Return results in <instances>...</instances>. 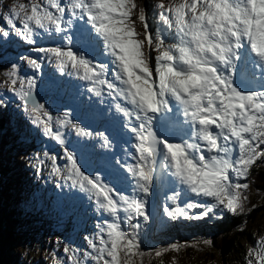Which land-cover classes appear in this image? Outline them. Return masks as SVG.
<instances>
[{
  "label": "snow or ice",
  "instance_id": "1",
  "mask_svg": "<svg viewBox=\"0 0 264 264\" xmlns=\"http://www.w3.org/2000/svg\"><path fill=\"white\" fill-rule=\"evenodd\" d=\"M153 7L155 31L147 6L137 0H28L0 17L26 44L35 45L42 33L62 39V45L33 51L60 77L83 82L97 98L109 97L130 133L133 163H117L131 195L86 173L72 151L63 152L64 169L50 158L51 174L86 197L97 218L94 238H84L83 258L64 247L68 264H143L145 255L195 247L172 243L154 253L141 250L140 218L150 219L153 187L173 191L167 197L172 207L163 209L168 221H198L217 209L236 216L245 211L252 168L264 162V0H159ZM73 29L75 40L67 34ZM0 34L7 38L10 32L0 28ZM21 59L42 72L37 59ZM3 75L7 92L44 137L66 149L60 129L69 124L78 137H92L67 112L54 128L34 94L35 78L21 76L17 64ZM97 136L107 149L109 137ZM181 196L188 201L183 207ZM190 209L202 211L189 215ZM203 244L211 247L212 241ZM245 264H264V235L247 250Z\"/></svg>",
  "mask_w": 264,
  "mask_h": 264
},
{
  "label": "rangeland",
  "instance_id": "2",
  "mask_svg": "<svg viewBox=\"0 0 264 264\" xmlns=\"http://www.w3.org/2000/svg\"><path fill=\"white\" fill-rule=\"evenodd\" d=\"M16 2L28 3V0H0V17H2L11 7V5ZM157 2H159V0H137V3H143L147 6L148 23L153 31H155L156 27V15L153 6ZM17 26H19L18 21ZM0 28L8 30L10 32V35L7 38L3 37V35L0 34V160L2 161V166H0V174H4L3 177L0 175V216L3 218V222H5L6 224H11V226L15 225V227L18 226L19 229L29 230L30 234H32V236L21 235L19 239L24 245V248L22 250L13 248L12 251L15 253L18 252L21 256H23V253H25V264H38L39 260L46 262V264H50L47 259V255L45 257L42 252H40L36 257L33 255V253H31L33 249L41 250L45 248L48 243L47 240H45L46 244L43 247L39 243L41 240H44L46 238V235L41 230V223L39 224L38 222H36V220H39L38 215H42V209L39 203L40 198L36 199L33 196L34 182L41 186L47 183L46 186L49 188V190L51 186L55 188V190H57L59 193L65 191L75 196V199L79 206L76 209H79L81 211V218L79 215V210H77V212L68 209V214H73L75 218H70V220L68 221L66 226L67 233L68 235L74 234L76 232L73 230L76 229L77 231H79L80 227H83L86 232L83 233L81 238L77 236L78 239L76 237L71 239L65 238L64 243L70 248V243L74 244V246L78 248L77 254H79V256L83 258V252L88 250L87 241L84 238L86 236L89 238H94V225L97 222V218L94 214L93 208L91 207L86 197L80 194L78 190L73 189L70 182L67 184V186H63L65 182L62 179H58L55 175L51 174L52 161L50 158L52 156L57 157L56 165L59 168L64 169L66 166V160L63 158V152L65 150L72 151L76 156L80 166L86 173L93 176L97 174L101 175L104 180H110L119 190L123 191L126 194L128 187H121V185H119V183L117 182V179L111 177L107 171L90 167L88 152H85L83 148H80L78 146L79 143H90L94 139H96L101 144V141L99 140L97 134L103 132L109 137L111 144L107 149L103 148L102 145L101 147L105 152L112 153V151H117V146L114 142L116 137L113 138V133L103 125H96V127L94 126L93 128L85 123V121L82 119L83 111L79 107L77 108L75 106L73 99L77 98L83 100L84 97L87 101H89L88 95H86L85 93L86 89L84 90L81 86H78L79 83L75 82L77 80L72 77H60L54 64L50 63L46 58L42 59L39 54L33 51L35 47H51L55 44H57L58 46L62 45V39H57L55 38V36L50 37L47 34L42 33L36 38L35 45H29L20 40L15 34H11V30L8 29V26L3 19H0ZM137 29L141 30V26L139 24H137ZM67 34L72 36L75 40V29ZM39 42H41V44H39ZM13 53H15V56L12 55ZM21 57L37 59L38 62H40L42 65V71H49L52 82L46 79L45 81H42L43 85L45 86L42 87V82L40 80L41 72H33L32 69L28 66L26 60H22ZM89 58H92L91 54H89ZM95 59L100 60L101 57L97 55ZM12 63L18 65V71L21 76H31L35 78L36 86L34 92L36 90H41L46 95L51 94L49 103L47 104V102L44 101L41 104L45 106V108L53 117L54 128L56 127L55 121L57 119H63L64 113L67 112L69 114V119L73 123H78L82 127L86 128L89 132L92 133V137H78L70 124L60 129L66 142V149L60 148L53 140L44 137L41 134L40 130L34 127L29 122L27 116L23 113L20 106V101L6 90L5 78L3 73L11 67ZM66 77H68L70 81L67 80ZM54 78L58 79V81H54ZM67 83L71 84V88H73V90L75 91L69 92L68 95L58 93V90L63 92L60 85L64 87L67 86ZM54 93H57L58 96H55ZM55 99H57V101ZM97 99L98 105L102 109L103 113H106L108 115L111 113H116L109 97L105 95L102 98ZM116 116L124 120V117H122L118 113H116ZM119 127H121V125H119ZM27 132L30 136L39 139V146L43 147L45 152H49V154L47 155L48 157L41 156L38 158V160H36V156L30 154V152L34 154L36 152L29 151V147L32 144L28 140L24 139V135H27ZM115 136H117V134H115ZM55 146H58V151L54 150L56 149ZM50 147L52 149H50ZM117 161H119L120 164H125L120 161L119 155L117 156ZM29 162L35 163L33 165H29ZM259 163L261 165L264 164V162ZM36 167H38L39 170H42L41 179H37V181L35 179L37 177H34L29 173L32 176L30 177L27 174L28 170H31L30 172H32ZM251 174L248 177V183L249 179H251ZM28 181L31 186L29 188H26V183ZM58 184L61 185V187H58ZM171 195H173V191L171 188H168L164 193L157 194L153 187L152 194L148 197V204L146 209V212L149 215L150 219L147 222H143L142 218H140L141 250L145 253H154L155 249L166 247L172 243H176L179 245H195V247L189 246L182 248L179 252H168L159 258H157L154 254L151 256L145 255L143 257V264H231L229 263V259H225V262L222 261L220 257L221 254L213 246L208 247L203 244V241L207 238L203 237V234L196 233L191 237L186 234L185 237L180 238L169 237L164 242H157L153 240L155 238H152V235L154 234V236H157L158 234H162L161 232L166 225L173 226L176 224L178 226V224L182 222L181 228L187 229L188 224L196 221H186L182 218L177 222L168 221L167 217L164 216L163 209L165 207H172L171 202L167 200V197ZM247 196L248 200L245 204V211L243 213L245 214L247 219H249V214H255L254 218H252L250 228L254 229L256 233V235L253 236V240L248 241L247 244L249 245V247H254L257 239L260 236L264 235V194H260L258 192V188L253 184V182H251L249 184V189L247 190ZM187 202L188 201L185 200L183 196H181V198L178 200V203L181 207H183ZM253 205L255 207H253ZM249 209H251V211H249ZM56 210L58 215L57 217H60L61 209L57 207ZM217 210L218 211L209 213L206 216L207 219H204L208 220L209 225H212L217 219H223L224 215L228 216V218L233 216L228 213H221L219 209ZM201 211L202 209H190L188 210V213L189 215H199ZM222 214L224 215L218 216ZM44 217L45 219L46 217H49L48 220L53 221L51 215L45 214ZM122 226L125 227L126 230H131L127 229V227L124 225ZM169 232L170 231L165 232L164 234H167ZM145 233H147L148 236L145 237ZM48 234L52 235L55 238L57 237V235L53 234L51 230L48 232ZM75 242L77 244H75Z\"/></svg>",
  "mask_w": 264,
  "mask_h": 264
},
{
  "label": "trees",
  "instance_id": "3",
  "mask_svg": "<svg viewBox=\"0 0 264 264\" xmlns=\"http://www.w3.org/2000/svg\"><path fill=\"white\" fill-rule=\"evenodd\" d=\"M26 134L27 135H24V139L28 140L32 144L29 147V151L36 152L35 154L30 152V154L36 156V160H38V158L43 155H47L44 152L43 147L37 145L39 139L30 136L28 132ZM34 163L35 162H29V165H33ZM0 166H2L1 160ZM37 169L38 167L34 168V171L32 172H30L31 170L27 171V174L30 177H37L35 178L36 181L37 179H41L42 176V170L40 169L39 174H37V171H35ZM251 172L252 174L251 179H249V184L253 182V184L258 188V192L260 194H264V164H258V166H254ZM29 173L32 174V176ZM0 175L2 177L4 176V174ZM30 186L31 185L28 181L26 183V188H29ZM33 190L34 198H40L39 203L42 209V215H38L39 220H36V222H38L39 224L41 223V230L46 235V238L44 240H41L39 243L42 247L46 244L45 240H47L48 243L45 248L41 250L33 249L31 253H33V255L36 257L40 252H42L45 257L47 255V259L50 264H53V262L54 264H57V261H59L60 264H68L67 257L64 253V247L67 246L64 243V239L69 238L66 229L68 221L70 220V218H75L73 214H68V209L71 208L69 206H72L73 202L70 201L68 203H62L64 208L60 211V217H57L58 215L56 209L57 207L59 208V206L54 201V199H52L50 202L44 200L46 190H44L41 185L36 184V182L33 183ZM66 206H68L67 209ZM45 214L51 215L53 221H49V217H46L45 219ZM223 215L224 214L218 216ZM248 216L249 219H247L244 213H240L239 215H236L234 217L232 216L230 218L224 215L223 219H217L212 225L208 224V220L202 223L200 230L202 234H204L203 237H207L205 240L212 241V246L221 254L220 257L222 261H224L225 259H229V263L231 264H245V256L247 254V250L250 248L247 242L252 241L253 236L256 235L254 229L250 228L252 218H254L255 214L252 213ZM3 221V218L0 216V264H25V253H23V256H21L18 252H13L12 249L18 248L22 250L24 248V245L22 244L19 238L21 237V235L32 236V234H30L29 230L19 229L18 226H11V224H6ZM238 226H243L244 230L238 231ZM50 230L53 234L57 235L56 238L48 234ZM70 246L71 248H76L74 244H70ZM38 264H46V262L39 260Z\"/></svg>",
  "mask_w": 264,
  "mask_h": 264
},
{
  "label": "bare ground",
  "instance_id": "4",
  "mask_svg": "<svg viewBox=\"0 0 264 264\" xmlns=\"http://www.w3.org/2000/svg\"><path fill=\"white\" fill-rule=\"evenodd\" d=\"M1 55V54H0ZM13 56H15V53L12 54ZM99 60V59H97ZM70 84L67 83V86H69ZM67 95V94H66ZM98 101V99H95L94 97L91 99V103L90 105L86 106L87 107V110H89V112H92V111H98L100 112L101 114L105 115L106 117H108V123L109 125L111 126V129L114 133L118 132V127L119 125H121L122 127V124H121V121H118V116H116V113L111 116H108L106 113H103L97 106H96V102ZM96 111V114L98 115V117H95L97 120H102L101 119V116H99L98 112ZM106 120V119H104ZM117 130V131H116ZM128 141V140H127ZM97 142H95L96 144ZM121 143H122V140H121ZM128 144L130 145V142L128 141ZM123 148L126 149V146L124 144H122ZM130 150L131 147H130ZM90 153L92 154L93 156V160L95 161L93 163V166H108L109 168H111V170L115 173L116 176H118V178L124 183L125 182V175L122 171H120V167H118L116 169V167L113 165L112 161L110 160V158L106 155H103L102 152H98L96 147H94V144L91 145V151ZM119 154V153H118ZM120 156V155H119ZM120 161L123 162V159L120 158ZM129 180V179H128ZM130 182V180H129ZM163 188V187H162ZM162 188H157V191L158 192H161ZM75 231L76 233L75 234V237L78 239V237H82L83 233L86 232V230L83 228V227H80V230L77 231L76 229L73 230ZM168 229H163V232L162 234L164 235L165 232H167ZM78 236V237H77Z\"/></svg>",
  "mask_w": 264,
  "mask_h": 264
},
{
  "label": "water",
  "instance_id": "5",
  "mask_svg": "<svg viewBox=\"0 0 264 264\" xmlns=\"http://www.w3.org/2000/svg\"><path fill=\"white\" fill-rule=\"evenodd\" d=\"M37 97V100H38V102H40V99H39V97L38 96H36Z\"/></svg>",
  "mask_w": 264,
  "mask_h": 264
}]
</instances>
